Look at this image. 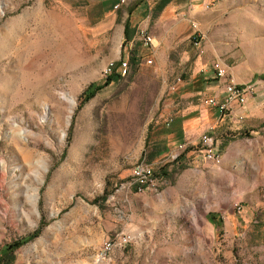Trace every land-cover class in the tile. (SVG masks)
I'll use <instances>...</instances> for the list:
<instances>
[{"label": "rangeland", "instance_id": "374dc122", "mask_svg": "<svg viewBox=\"0 0 264 264\" xmlns=\"http://www.w3.org/2000/svg\"><path fill=\"white\" fill-rule=\"evenodd\" d=\"M206 2L125 0L115 9L114 0H0V264H264V119L246 130L252 148L226 169L221 159L201 161V172L181 181L190 165L166 160L177 143L166 124L177 115L175 97L212 108L205 100L221 88L215 59L252 85L248 103L264 111V0ZM118 60L127 72L82 102ZM140 162L158 172L157 226L209 220L214 228L203 242L198 223L184 227L199 232L191 245L134 242L97 261L103 239L143 224L138 195L147 190L131 179ZM187 191L190 205L203 195L211 212H179ZM234 192L242 209H222Z\"/></svg>", "mask_w": 264, "mask_h": 264}, {"label": "crops", "instance_id": "0c3cea01", "mask_svg": "<svg viewBox=\"0 0 264 264\" xmlns=\"http://www.w3.org/2000/svg\"><path fill=\"white\" fill-rule=\"evenodd\" d=\"M183 96L185 97L184 94L181 97ZM175 98L176 103L174 104V110H176L177 115L168 119L166 124L167 126L172 125V127L175 125V129L172 128L174 131L170 133L169 139L173 140L175 138V141L177 143L170 149L168 158L166 160H168V162H171L170 166L175 164L176 168L178 167V165H182L183 163L190 165L189 168L186 167L180 173H178V180L184 181L185 179H188L189 181L190 170L197 173L201 172L199 168V162L206 161L204 160L199 149V140L201 133L208 128H212V132L216 137L215 147L217 152L219 151L218 153L221 155V163L225 169L235 164L239 157L245 155V150H247L248 146L252 148L253 143H250V139L245 137V133L246 130L256 132L254 127L264 119V111L261 109V104L250 100L245 111V118L241 122L231 123L225 118L221 117L216 108L203 110L199 108V105L193 104V101L187 103L183 102L181 99L178 100L177 97ZM186 103L187 106H185ZM236 136L238 139H234ZM255 138L260 139L259 136H255ZM219 143H224V145L222 146L223 149L221 151L219 149ZM256 144L258 145V143ZM257 145H254V148L256 150ZM173 155H177V157L173 159ZM262 157L264 158L263 155ZM221 183L225 188L229 189L233 187L232 182H226L225 180H223V182ZM194 193L195 192H193V194ZM185 195V197L181 196V206L179 212L184 214L192 212L193 210H200L201 212L205 211L206 213L211 212L210 209L207 208L208 204L202 194L201 195L203 197L201 196V198H197L196 195H193L195 206L189 204L188 197L189 195H191L190 192L187 191ZM178 196V192L173 193L169 200L170 203L174 205L177 204ZM240 197L241 196L239 194L236 195L235 192L231 195H225L220 202L221 208L227 211H231L233 203L237 201L239 202L241 200ZM138 198L140 202L143 203L145 210L143 212V224L137 226L134 230L135 233H133L136 236V240L134 241L135 249L137 247H140L141 245L158 246L163 243H167L172 239H175L176 242L182 244L185 243L191 245L193 239L195 238L194 236L196 234H199V232H183L184 227L198 229V223L200 224L202 229L200 238L203 242L204 237L209 236L211 225L214 228L213 224H211L210 221L207 220L198 223L190 222L189 224H183L184 227L179 228V231H175L171 227H164L163 229H161L159 226H157L158 212L156 211L158 204L162 201L161 194L158 192H154L153 190H147L143 193H140L138 195ZM219 228L220 227H218L217 229ZM223 228L227 229V226L225 225L223 226ZM204 229L206 233H203ZM190 253L192 255V250ZM123 255V252L118 251L113 255V257H122Z\"/></svg>", "mask_w": 264, "mask_h": 264}, {"label": "built area", "instance_id": "2783aa9c", "mask_svg": "<svg viewBox=\"0 0 264 264\" xmlns=\"http://www.w3.org/2000/svg\"><path fill=\"white\" fill-rule=\"evenodd\" d=\"M218 0H209V2L204 3V7H210L211 3ZM115 9L120 7V0H114ZM192 27L196 28V22H191ZM142 39L145 44H152V37L144 29H142ZM220 60V59H215ZM151 60H147L150 63ZM222 63V61H221ZM118 65H113V70L107 75L118 74ZM213 70V68H212ZM129 71V69H128ZM218 82L221 85L219 93L209 97L205 100L210 107L216 108L220 113L221 117L226 120H234V122L242 121L245 118V111L249 98L253 92H249V85H242L236 80H232V75L229 74L228 66L222 63L221 71H214ZM106 75V76H107ZM173 88V87H171ZM233 103H241V110H233ZM215 135L212 132V128H208L203 131L200 135L199 149L205 161L211 162L216 165V147H215ZM177 155H173L175 159ZM157 171L151 166V164L146 162H140L133 166L131 170L132 178H137L138 180L145 181V189L138 190V192H143L144 190H151V187L155 183H158ZM233 207L237 210H241L242 206L238 205V202L233 204ZM136 236L131 233L120 232L112 236L106 237L100 244V247L96 254L97 261H100L104 257V252L106 248L110 247L112 244H124L125 246H130L134 243Z\"/></svg>", "mask_w": 264, "mask_h": 264}, {"label": "bare ground", "instance_id": "6f19581e", "mask_svg": "<svg viewBox=\"0 0 264 264\" xmlns=\"http://www.w3.org/2000/svg\"><path fill=\"white\" fill-rule=\"evenodd\" d=\"M124 1L125 0H120V6L124 3ZM140 34L142 35V30H141ZM222 63L220 60L214 61L212 64L213 70L214 71H221L222 70ZM127 64L128 63L126 60L121 61L120 65L118 66L120 75H124L127 72V68H128ZM111 70H113V67L111 68L109 66V68H107L105 70V72L107 74H109L111 72ZM232 80H235L233 76H232ZM242 85H249V84H242ZM249 92H253L252 85H249ZM236 106H241V103H233V108ZM220 159H221L220 154L216 153V163H219ZM131 179H132V182L138 186L139 190L145 189V181L144 180H138L137 178H131ZM157 187H158L157 183H155L154 186L151 187V189H156ZM33 197H35V195ZM116 247L125 248L126 246L124 244H112L110 247L106 248V251L104 252V257H102L100 260L107 258L109 256V254H111Z\"/></svg>", "mask_w": 264, "mask_h": 264}, {"label": "trees", "instance_id": "16d2710c", "mask_svg": "<svg viewBox=\"0 0 264 264\" xmlns=\"http://www.w3.org/2000/svg\"><path fill=\"white\" fill-rule=\"evenodd\" d=\"M129 27H130V23H129V20L128 19H126V21L124 22V36H125V38L126 39H130V37H131V34H130V30H129ZM118 63V62H117ZM117 63L115 64V65H117ZM120 63H121V61H119V65H120ZM118 65V66H119ZM114 74L115 73H113V74H110V75H107L106 76V78H105V80H104V82H103V84H98V85H96V86H90L88 89H89V91H88V93L87 94H85V96H84V98H83V101L82 102H84V101H88L100 88H102L103 87V85H107L108 83H110V81L112 80V78H113V76H114ZM118 75V74H117ZM119 76V75H118ZM41 227H42V222H40V225L33 231V232H31L29 235H28V237H27V239H32V238H34V237H36L38 234H39V232H40V230H41ZM18 245H20V243H18V244H15L14 246H13V248H16Z\"/></svg>", "mask_w": 264, "mask_h": 264}]
</instances>
